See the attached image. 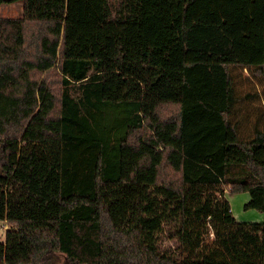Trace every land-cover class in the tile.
Returning <instances> with one entry per match:
<instances>
[{"label":"trees","instance_id":"obj_1","mask_svg":"<svg viewBox=\"0 0 264 264\" xmlns=\"http://www.w3.org/2000/svg\"><path fill=\"white\" fill-rule=\"evenodd\" d=\"M19 1L0 17L4 264H264V225L226 197L264 212V0L0 5Z\"/></svg>","mask_w":264,"mask_h":264},{"label":"rangeland","instance_id":"obj_2","mask_svg":"<svg viewBox=\"0 0 264 264\" xmlns=\"http://www.w3.org/2000/svg\"><path fill=\"white\" fill-rule=\"evenodd\" d=\"M23 13L24 5L20 1L0 5V17L20 18L23 16ZM53 73H55V71H52L50 74L52 75ZM244 77H248L247 72H245ZM52 84L56 87V89H60L59 76L57 74L52 78ZM176 113L177 109L175 107H167L164 109L162 115L167 117ZM226 197L230 201L233 215L238 223H260L264 225V212L246 208V204L250 201V194L248 192L235 194L227 193ZM9 226L10 225L7 222L0 221V256H3L5 253V234L7 229H9ZM174 244L173 240L168 239L163 242L162 248L167 245L174 247ZM0 264H4L3 258H0Z\"/></svg>","mask_w":264,"mask_h":264}]
</instances>
